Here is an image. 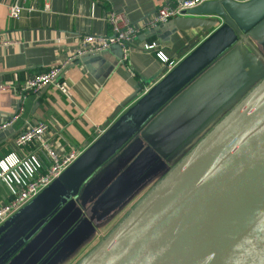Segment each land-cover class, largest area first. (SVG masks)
<instances>
[{
	"label": "crops",
	"instance_id": "0c3cea01",
	"mask_svg": "<svg viewBox=\"0 0 264 264\" xmlns=\"http://www.w3.org/2000/svg\"><path fill=\"white\" fill-rule=\"evenodd\" d=\"M14 1L0 0V38L11 42L0 45V81H23L67 62L54 81L28 95L24 112L3 129L16 114L19 99L0 92V139L5 140L0 160L13 153L26 160L35 155L42 163L40 172L50 166L48 154L35 144L15 143L27 121L49 125L60 157L86 149L99 130L109 128L138 100L137 90L166 74V63L145 44L156 42L174 61L197 47L226 16L242 33L103 162L73 200L65 201L0 259V264H79L264 78V0L235 3L238 6L232 0H208L196 9L198 15H190L219 18L211 30L196 27L171 34L161 23L159 34L141 32L126 57L120 46H112L73 65L83 36L112 33V11L138 21L172 0H25L18 19L9 16ZM12 198L9 185L0 181V207Z\"/></svg>",
	"mask_w": 264,
	"mask_h": 264
},
{
	"label": "water",
	"instance_id": "95a60500",
	"mask_svg": "<svg viewBox=\"0 0 264 264\" xmlns=\"http://www.w3.org/2000/svg\"><path fill=\"white\" fill-rule=\"evenodd\" d=\"M205 3L191 13L198 15L196 9ZM196 15L176 17L163 26L173 34L196 27L211 30L220 22ZM163 26L146 34H159ZM238 34L242 35L238 26L226 16L1 226L0 259L65 201L73 200L80 185L224 53ZM101 53L105 51L83 55L71 65ZM19 108L20 101L16 113ZM4 142L0 139V144ZM79 264H264V78Z\"/></svg>",
	"mask_w": 264,
	"mask_h": 264
},
{
	"label": "built area",
	"instance_id": "2783aa9c",
	"mask_svg": "<svg viewBox=\"0 0 264 264\" xmlns=\"http://www.w3.org/2000/svg\"><path fill=\"white\" fill-rule=\"evenodd\" d=\"M25 0H15L9 5V16L18 19L24 10ZM208 0H172L167 2L152 13L147 14L141 20H131L128 16L116 11H112L108 17V23L111 26L112 33L88 34L83 36L78 44L75 59L90 53H99L108 50L112 46H120L126 54L129 50V44L138 37V35L151 28L168 22L169 20L190 15L191 11L202 5ZM235 2H247L249 0H233ZM49 4H47V8ZM11 42L0 38V45H10ZM147 50H156L159 59L166 63L167 72L172 70L184 57L171 61L164 50L158 49L156 42L145 44ZM67 62L61 66L52 67L50 70L38 74H33L23 81L1 82L0 92H11L17 96L20 101L19 111L13 118L4 124L1 129L11 126L24 112V104L31 92H37L43 86L54 81L63 71ZM165 74V75H166ZM151 86L142 88L139 92V99L146 94ZM106 129L99 130L100 137ZM97 137V138H98ZM96 138V139H97ZM18 147H24L28 144H35L36 148L43 150L48 154L50 166L44 172H40L42 163L32 155L29 160L22 159L10 154L0 160V181L9 185L13 198L0 207V222L20 211L26 204L33 200L40 192L57 179L62 172L70 166L85 149H75L64 157H60L56 148H54L49 137V125L44 121H27L23 130L15 139Z\"/></svg>",
	"mask_w": 264,
	"mask_h": 264
}]
</instances>
